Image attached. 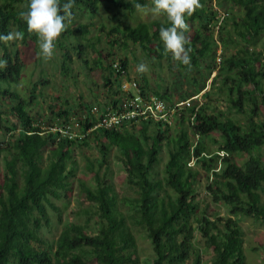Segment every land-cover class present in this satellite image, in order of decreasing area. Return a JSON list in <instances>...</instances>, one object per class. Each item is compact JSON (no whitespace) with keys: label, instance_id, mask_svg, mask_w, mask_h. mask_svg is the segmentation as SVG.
<instances>
[{"label":"trees","instance_id":"1","mask_svg":"<svg viewBox=\"0 0 264 264\" xmlns=\"http://www.w3.org/2000/svg\"><path fill=\"white\" fill-rule=\"evenodd\" d=\"M28 2L0 0V35L21 31L23 41H38L34 33L28 32L22 17ZM64 2L60 0L61 4ZM219 2L229 4V9H241L244 15H229L215 30V8L209 7L206 0H199V7L191 16H185L190 66L173 60L164 49L159 30L161 26H170L167 18L137 19L135 25L129 20L121 21L111 31L118 33L122 37L119 41L124 44L135 43L149 56L173 62L183 79L194 86L202 84V80L204 85L189 98L201 94L207 79H211L210 90L203 93V98H210L212 87L223 81L219 89L227 96L230 110L245 116V124L237 123L214 101L203 104L194 101L192 107L176 114L172 124L149 119L119 129L95 128L100 117L93 113L91 103L81 101L80 110L84 113L77 111V118L85 136L71 139L59 129H52L53 126H41L32 115L31 106L37 98L39 84H34L30 97L12 89L22 75L24 64L20 54L14 56L11 51V40L0 41L4 62L0 67V94L10 99L7 110L0 112V127L10 134V140L0 145V155L6 154L0 182V264H142L127 212L121 207L115 189L92 163L88 168L95 174V185L83 184L82 188L99 214V231H90L88 223H70L54 248L46 247L42 238V228L50 224L49 206L55 207L52 198L72 196L71 178L77 164L75 149L90 145L100 153V168L113 147L120 151L128 182L139 192L137 198H125L126 205L133 213L132 224L147 230L155 252L153 264L186 263L193 255L197 232L214 251L213 264H249L240 223L232 216H214L202 209L198 197L203 174L196 165L206 172L207 189L216 203L230 205L232 215L242 214L264 222V162L256 154L259 147H264V52L253 49L264 34V0ZM137 3L142 8L153 4L152 0H75L71 18L65 23H75L72 16L79 7L96 15L109 5L135 15ZM71 32L66 27L60 36L66 37ZM226 45L235 46L236 50L218 64L217 51ZM60 47L64 53L63 72L69 73L73 56L65 43L61 42ZM80 49L84 51V46L80 45ZM120 63L128 73V60L121 59ZM108 69L114 71V66ZM113 84L106 78L109 91L114 90ZM141 87L146 94L158 95L171 106L179 102L168 91L151 93L153 89L148 84ZM120 99L114 97L107 106L116 105ZM52 112V121L56 118L68 123L72 117L67 108ZM214 133L219 136L213 137ZM209 138L217 143L216 151L209 150ZM164 149L168 161L161 177L157 166ZM237 153L248 156L245 164L238 163ZM202 263V257L196 254L194 264Z\"/></svg>","mask_w":264,"mask_h":264},{"label":"rangeland","instance_id":"2","mask_svg":"<svg viewBox=\"0 0 264 264\" xmlns=\"http://www.w3.org/2000/svg\"><path fill=\"white\" fill-rule=\"evenodd\" d=\"M209 7L215 8L216 4L232 14L242 17L244 14L239 8H228L229 4L221 5L219 0H206ZM153 4L148 7L139 9L135 15L126 14L109 5L105 6L96 15L90 14L84 7L76 9L73 19L75 23L66 24L67 28H71L72 32L67 33L66 37L59 36L55 42L54 54L51 58H43L38 55V41L23 39H13L9 42V46L14 56L20 54L24 68L19 81L13 84V90H19L23 96L30 97L34 84H39L37 89V98L31 106L32 115L41 126L56 127L65 129V124H72L71 131L81 137V126L77 118V111L81 109L80 102H89L101 112L108 107L107 103L114 97L121 98L124 95L122 84L130 80H136L141 86L147 84L154 90L160 92H170L175 101L185 100L197 89L204 85L201 80L197 86H194L189 80L182 77V72L177 69L174 63L158 57L149 56L141 46L135 43L124 44L119 41L122 37L118 33H112L111 29L120 24L121 21L129 20L133 25L138 20L151 21L156 18L165 20L166 15L153 16L151 9ZM138 19V20H137ZM226 25V24H225ZM230 22L227 27L230 28ZM69 30V29H68ZM217 30V29H215ZM16 32V31H15ZM65 43V47L73 56L70 72H63L64 53L60 47V43ZM257 46L253 49L257 52H264V34L257 40ZM80 45L84 46V51L80 49ZM240 47V45H239ZM220 49V48H219ZM217 51V54L219 52ZM236 50L235 46H223V59L230 56ZM83 51V52H82ZM110 56V58H106ZM121 59H127L129 63L128 74L118 77V72L108 69V66L116 64L120 65ZM0 61L3 62V49L0 47ZM218 62V61H217ZM144 63L147 65V71L140 73L137 71V65ZM4 65V62H3ZM226 73V72H225ZM215 72L212 74L214 77ZM106 78L112 80L114 90L109 91L105 86ZM119 78V82H117ZM202 79V78H201ZM43 81L45 83H43ZM223 81L217 83L213 88L212 97L204 98L205 101H214L217 106L232 116L239 124H245V116L230 110V103L227 96L219 89L223 86ZM211 79H207L206 89L202 94L211 87ZM10 99L0 94V112H5L9 105ZM106 105V106H105ZM111 105V104H110ZM60 107L70 110L72 117L68 123L57 121L53 118L54 109ZM83 115V110H80ZM11 119V117H8ZM262 118L264 119V109ZM56 122V123H55ZM57 124V125H55ZM78 124V125H76ZM176 127V125H175ZM189 128V124H186ZM174 130V129H173ZM189 130V129H188ZM217 133L213 137L217 138ZM10 140L9 132L0 127V145L6 144ZM209 150L216 151L217 143L210 138L207 140ZM264 162V147L256 150ZM0 155V182L4 177V156ZM48 152H45V156ZM77 164L73 167L74 172L71 178L72 196L52 198L55 207L49 206L50 224H45L41 230L42 238L46 243V247L54 248L64 228L70 223L89 224L90 231L98 232L101 223L99 214L96 213L94 204L87 199L83 192V184L87 186L95 185V174L88 168L89 164H93L95 170H99L101 175L112 185L120 198L121 207L127 212V219L132 225V229L138 240V251L142 264H153L155 252L151 239L147 230L141 225L132 224L131 208L126 205L125 198H137L139 196L138 189L128 182L126 167L120 158V151L113 147L108 155L107 162L100 168V153L93 145L78 147L74 152ZM237 161L240 165L245 164L248 156L245 153H237ZM168 161L167 150L164 149L160 156V162L157 169L161 172V177L165 175L164 168ZM196 167L202 172L203 178L199 185L200 197L198 200L202 204V209H207L210 214L216 216H232L241 225L244 232V250L249 264H264V222L254 217H247L242 214L232 215L231 206L226 203H216L207 189L208 177L206 172L200 165ZM132 221V222H131ZM135 223V222H133ZM196 224V223H195ZM200 254L203 259L202 264H213L214 251L207 247L205 239L197 232V240L195 241L194 252L191 258L184 264H194L196 254Z\"/></svg>","mask_w":264,"mask_h":264},{"label":"clouds","instance_id":"3","mask_svg":"<svg viewBox=\"0 0 264 264\" xmlns=\"http://www.w3.org/2000/svg\"><path fill=\"white\" fill-rule=\"evenodd\" d=\"M153 7L151 14L159 16L166 15L170 26H161L159 38L163 43L166 52L170 53L173 60L182 65L190 66L191 48L186 47L188 40L185 37L187 24L185 16H191L197 7L199 0H152ZM75 0H66L63 4L60 0H29L27 11L22 13V17L27 24L29 33H34L38 40V55L43 58H51L54 54L55 42L66 28V21L71 18L72 8ZM139 10L142 5L136 4ZM23 32L16 31L7 35H0V41L7 42L13 39L23 38ZM3 62L0 61V67ZM137 71L144 73L147 65L140 63Z\"/></svg>","mask_w":264,"mask_h":264},{"label":"built area","instance_id":"4","mask_svg":"<svg viewBox=\"0 0 264 264\" xmlns=\"http://www.w3.org/2000/svg\"><path fill=\"white\" fill-rule=\"evenodd\" d=\"M217 18L215 20L216 29H219L221 23L230 15L228 11L220 7L218 4L215 6ZM223 59L222 48L219 49L217 61L221 64ZM114 70L119 72L121 76L128 74L123 66L116 64ZM122 90L124 95L120 101L113 105L106 107L104 111H100L94 107L93 113L100 117L99 122L94 126L95 128L103 127L106 129H119L125 124L131 122H137L140 120L152 119L156 122H168L172 124L176 114L182 112L183 109L192 107L194 101L203 104V94L196 95L192 98L179 101L174 106H171L167 101L155 94H146L141 85L136 80H130L122 84ZM78 125V124H76ZM72 124L65 126V129H59L64 136H68L71 139L83 138L85 134L82 133L81 137L70 130ZM54 130H58L56 127H51ZM94 129V128H92ZM91 129V130H92Z\"/></svg>","mask_w":264,"mask_h":264}]
</instances>
